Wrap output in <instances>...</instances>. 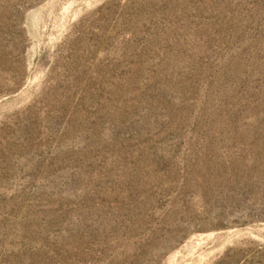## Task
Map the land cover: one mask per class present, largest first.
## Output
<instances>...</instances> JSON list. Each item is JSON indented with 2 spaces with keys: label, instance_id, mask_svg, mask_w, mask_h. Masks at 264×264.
Returning a JSON list of instances; mask_svg holds the SVG:
<instances>
[{
  "label": "rangeland",
  "instance_id": "374dc122",
  "mask_svg": "<svg viewBox=\"0 0 264 264\" xmlns=\"http://www.w3.org/2000/svg\"><path fill=\"white\" fill-rule=\"evenodd\" d=\"M0 264H264V0H0Z\"/></svg>",
  "mask_w": 264,
  "mask_h": 264
}]
</instances>
